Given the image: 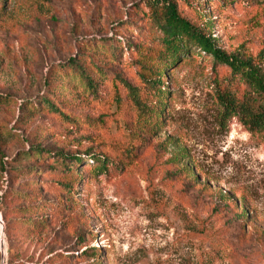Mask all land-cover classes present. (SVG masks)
Instances as JSON below:
<instances>
[{"label": "rangeland", "instance_id": "374dc122", "mask_svg": "<svg viewBox=\"0 0 264 264\" xmlns=\"http://www.w3.org/2000/svg\"><path fill=\"white\" fill-rule=\"evenodd\" d=\"M147 1L0 0V264H264V128L221 103L244 84L191 49L164 69L156 128L138 122L123 82L146 90L138 49L160 35ZM171 1L259 63L264 0ZM31 146L54 154L30 158Z\"/></svg>", "mask_w": 264, "mask_h": 264}, {"label": "trees", "instance_id": "16d2710c", "mask_svg": "<svg viewBox=\"0 0 264 264\" xmlns=\"http://www.w3.org/2000/svg\"><path fill=\"white\" fill-rule=\"evenodd\" d=\"M151 17L159 30L158 44L153 48L145 49L144 46L138 49V65L142 79L146 82V90L142 87L132 86L128 82H123L124 89L132 103V107L137 112L138 122H141L142 129L152 132L156 128L159 118V107L163 100L162 75L165 67L172 62H176L180 55L189 53L191 49L201 51L213 57L214 61L229 68L230 74L239 79L244 84V92L240 98L234 94H224L221 103L225 115L236 117L237 120L250 131L261 130L264 128V55L263 51L259 53L255 63L254 59L244 56L240 52L228 53L217 47L215 40L207 34L204 27L200 24L190 22L183 17L177 10V5L171 0H148ZM102 45L112 46L108 41L102 42ZM107 49V48H106ZM114 52V50L112 51ZM77 62H69L65 66L72 70V77H79L80 86L84 91L89 90L96 95L97 82L94 76ZM97 73L101 70L97 69ZM69 77V74H65ZM103 76V75H100ZM47 78V77H46ZM47 83V79H45ZM48 84V83H47ZM110 84V91L113 93L116 104L121 102L118 95V89ZM110 92V93H111ZM7 97L0 95V102L6 101ZM33 107V104H31ZM49 111L67 117L54 103L47 100L46 106ZM44 152L53 155L47 149L39 146H31L24 151L25 155L44 158ZM53 153V154H52ZM90 153V152H89ZM57 156L63 159L79 163L82 161L78 155H68L62 152H56ZM102 157V158H101ZM104 157V158H103ZM94 168H102L105 156L92 155L89 160ZM1 169H4L1 164ZM67 171L74 173V169L68 166ZM74 178V177H73Z\"/></svg>", "mask_w": 264, "mask_h": 264}]
</instances>
